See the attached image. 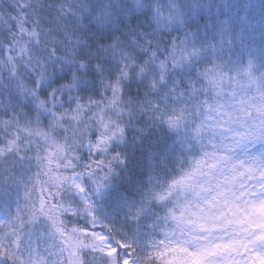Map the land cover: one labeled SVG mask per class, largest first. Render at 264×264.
Here are the masks:
<instances>
[{
	"label": "clouds",
	"instance_id": "obj_1",
	"mask_svg": "<svg viewBox=\"0 0 264 264\" xmlns=\"http://www.w3.org/2000/svg\"><path fill=\"white\" fill-rule=\"evenodd\" d=\"M21 84L86 202L136 238L122 259L264 264V121L225 127L264 95V0H0V90Z\"/></svg>",
	"mask_w": 264,
	"mask_h": 264
},
{
	"label": "trees",
	"instance_id": "obj_2",
	"mask_svg": "<svg viewBox=\"0 0 264 264\" xmlns=\"http://www.w3.org/2000/svg\"><path fill=\"white\" fill-rule=\"evenodd\" d=\"M41 142L43 143V138ZM55 142L64 146L57 140ZM27 148L28 145L25 144L21 149L24 155L22 160L15 157L0 160V210L2 212L0 215H6L0 221V253L6 258L7 264H28L27 260L31 264H57L58 256L55 247L58 245V231L54 227V230L44 229L40 222L42 217H45L54 223L59 217L52 211L62 212L69 206L76 210V216H83L77 204V196L66 184L71 176L69 172L72 169H78L75 166L77 161L69 155L65 147L58 150L61 156L55 152L51 158H46L43 151L39 154L41 158H38L35 143L31 151H27ZM6 177L9 178L6 180ZM42 202L46 205L44 212L36 209V203ZM98 214L107 216L111 225H117L120 222L115 210L112 213L99 211ZM69 219L68 215L61 218L64 223L70 222ZM28 220L35 221V225L31 226ZM109 232L118 241L123 238L129 240L135 238L133 234L126 231L124 235L122 233L117 235L112 230ZM140 238L141 247L145 243H151V241H145L143 237ZM21 242L28 244L22 247ZM133 247L137 252L141 251V248L137 250V241ZM128 250L135 255L132 248ZM93 256L99 264H102L98 254Z\"/></svg>",
	"mask_w": 264,
	"mask_h": 264
},
{
	"label": "snow or ice",
	"instance_id": "obj_3",
	"mask_svg": "<svg viewBox=\"0 0 264 264\" xmlns=\"http://www.w3.org/2000/svg\"><path fill=\"white\" fill-rule=\"evenodd\" d=\"M18 91L23 96V100L19 98L16 91L11 89L0 90V160L8 157H15L18 160L24 159V155L21 152L22 147L27 144V151H31L33 143L37 147L38 158H41L39 155L41 151L45 153L46 158H51L53 153L62 149L64 146L56 143L52 135L40 126L39 119L33 118L26 109V104L35 103L37 99L35 91L32 90L25 93L22 84L18 85ZM53 101H56L55 96H53ZM56 102L58 103V101ZM237 104L242 107L243 115L248 117V119L242 122L243 126L231 127L225 124L228 131L243 133L245 128H250L251 123L257 119L264 121V95L260 97H243L237 100ZM81 107H84V105H77V108ZM40 108H45L43 102L40 103ZM217 111H219V106H213L209 113L210 120L212 118H215L216 121L220 120V117L216 116ZM257 113L261 115L257 116ZM196 131L200 133V129ZM214 134L226 135L227 133L217 132ZM41 138H43V143L41 142ZM108 141L109 137L103 136L102 140L94 146V149H102L103 146L107 145ZM98 155H102V152H98ZM98 163L102 165L104 161L100 160ZM8 178L6 177V180ZM72 182L75 184L80 197L84 198L83 192L80 191L82 186L76 179V176L72 178ZM121 243L122 246L128 247L123 242ZM108 253L117 257L118 264H131L130 260L122 259L118 251L112 253L111 248H109Z\"/></svg>",
	"mask_w": 264,
	"mask_h": 264
},
{
	"label": "rangeland",
	"instance_id": "obj_4",
	"mask_svg": "<svg viewBox=\"0 0 264 264\" xmlns=\"http://www.w3.org/2000/svg\"><path fill=\"white\" fill-rule=\"evenodd\" d=\"M72 186L76 190V186H75V184H73V182H72ZM80 201L86 207H87V205L89 207L91 206V203L86 202L85 196L81 200L79 199V202ZM86 203H87V205H86ZM43 204H44V202H42V206H44ZM45 207H46V205H45ZM0 213H2L1 210H0ZM90 213H91V211H87V210L85 211L86 215H90ZM79 231L83 234H88L90 236L89 247L95 251L101 252V254L103 256V261L105 264H116V263H118L117 257L115 255H111L110 253H108V249L111 248L112 253H115L118 251L120 256L124 253V249L122 248L121 245L118 246L115 243H112L108 236L104 235L101 232V230H98V226L93 220L90 221L89 226H86L84 228H79ZM70 236H71V234H70ZM127 243L131 244L132 240L128 239ZM137 245H139L138 241H137ZM212 254L213 253L208 252L207 254H202L201 256L196 257V259L202 262L203 260L207 259L208 255H212ZM228 259L233 263V254ZM73 261H75L74 264H81L79 261H77V258L74 259Z\"/></svg>",
	"mask_w": 264,
	"mask_h": 264
}]
</instances>
